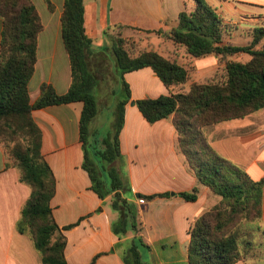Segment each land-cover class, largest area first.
Instances as JSON below:
<instances>
[{
  "label": "trees",
  "instance_id": "obj_1",
  "mask_svg": "<svg viewBox=\"0 0 264 264\" xmlns=\"http://www.w3.org/2000/svg\"><path fill=\"white\" fill-rule=\"evenodd\" d=\"M47 2L53 10L52 3ZM194 2L192 10L186 8L179 14L178 26L168 36L192 57L218 56L222 73L216 72L204 83L194 82L186 90L184 86L190 81L193 67L186 68L154 50L130 52L122 37H112L110 46L96 49L86 34L84 0H65L62 37L70 58L72 84L67 93L60 95L51 84L43 83L38 100L31 104L29 84L36 70L38 38L44 29L42 20L32 0H0V19L4 23L0 47V142L12 161L7 165L15 166L21 182L31 188L18 231L31 237L42 264H68L67 237L53 215L51 202L56 194V178L42 152L43 133L33 111L83 103L80 139L83 167L92 180V189L101 199L114 195L112 207L120 213V220L113 227L116 234L124 235L130 230L138 233L137 207L126 197L131 190L121 170L120 133L125 106L131 100L124 75L146 67L158 75L170 94L142 99L136 105L149 123L173 118L178 147L188 166L201 184L222 198L193 223L189 263L236 264L242 258L243 224L263 217L264 177L254 180L244 169L218 154L204 129L264 109V24L254 28L249 44H225L224 35L229 29L222 17L207 0ZM240 54L250 58L245 62L233 58ZM93 58L113 61L114 73L122 81L115 93L117 102L109 109L112 120L108 130L93 128L101 111V82L90 65ZM198 194V188L180 193L186 201H196ZM169 195L137 196L149 200ZM148 249L143 237L136 236L124 252L125 264H150L142 257Z\"/></svg>",
  "mask_w": 264,
  "mask_h": 264
},
{
  "label": "crops",
  "instance_id": "obj_2",
  "mask_svg": "<svg viewBox=\"0 0 264 264\" xmlns=\"http://www.w3.org/2000/svg\"><path fill=\"white\" fill-rule=\"evenodd\" d=\"M32 1L44 27L38 38L36 70L29 84L30 102L34 104L43 83L51 84L60 95L67 93L72 84V68L62 37L65 0H49L53 10L47 0ZM207 1L226 25L234 23L237 32L248 31V42L252 40L254 28L262 25L264 0ZM84 5L86 34L93 40L94 48L110 46L112 38L109 37L119 30L152 32L151 40L156 46L149 50L195 69V57L168 36L178 26L179 14L195 7L194 0H84ZM3 27L0 19V47ZM156 31L161 33H153ZM164 39L185 56L172 58L162 51ZM224 43H227L225 37ZM214 59L216 70L218 56ZM124 79L130 86L131 100L125 106L120 133L121 170L131 190L126 197L137 207L138 233L130 230L124 235L116 234L113 227L120 220V213L112 207L114 195L101 199L92 189V180L83 167L80 139L83 103L52 105L33 111L43 133L42 152L56 178L51 207L67 237L66 259L68 264H125V250L141 235L149 247L142 252V257L150 264H190L188 247L192 225L222 198L201 184L188 166L178 147L173 118L149 123L136 105L142 99L170 94L158 75L146 67L126 73ZM186 86L188 90L190 87ZM100 116L101 111L94 129L103 128L101 123L106 118L101 120ZM204 133L218 154L244 169L254 180L264 177V109L207 127ZM8 163L12 164L8 150L0 142V264H42V256L31 237L18 231L31 188L21 182L18 169ZM195 188L199 191L196 201H186L180 195ZM165 193L170 195L149 200L137 196ZM245 227H252L253 231L243 236V256L236 264H264V196L261 223H248Z\"/></svg>",
  "mask_w": 264,
  "mask_h": 264
},
{
  "label": "rangeland",
  "instance_id": "obj_3",
  "mask_svg": "<svg viewBox=\"0 0 264 264\" xmlns=\"http://www.w3.org/2000/svg\"><path fill=\"white\" fill-rule=\"evenodd\" d=\"M38 5H40L41 12L42 6L41 3L38 2ZM261 24H264V19L261 20ZM228 29H229V34H225L224 37L227 41L226 44H234V45H247L250 43L248 42V36L249 32L248 31H240L237 32V29L235 27L234 23L227 24ZM112 37H122L123 39L127 40L128 45L127 48L131 52L132 49H136L137 53H139L141 50H149L152 48H155L156 42L154 43L151 38L153 37L151 33L149 32H144V33H139L137 31H124V30H119L117 33H115L113 36H110L109 38ZM132 42L134 45H132ZM248 42V43H247ZM263 43L259 45L258 48L262 47ZM162 46V51H165L167 54L170 55V57L174 58V56H181L184 57V53H182L179 49L176 50L174 47L172 48V43L167 42L165 39L164 41L161 42ZM160 49V48H159ZM136 53V54H137ZM134 54V53H133ZM215 55H208L200 58H195L194 60V65L195 69H192L191 72V78L190 81L187 83V88L191 86L192 83L198 82V83H204L210 80L216 72H223V69L220 70L219 66L220 63L215 70L214 66V59ZM235 60L238 61H247L250 57L245 54H240L235 57H233ZM181 58V62H182ZM101 59H91L90 65L97 75L98 79L101 82V96H100V105H101V116L100 119L106 120L101 123V127H103L105 130H108L111 127V118L106 117L108 114V110L111 109L115 103L117 102V97L115 96V93L118 91L119 87L122 86V81L119 76L114 73V64L113 61L107 60V61H100ZM173 60V59H172ZM97 121H99L97 119ZM95 121L93 125L97 123ZM261 220H256L255 222H252L250 224H256L259 225L261 223ZM248 223L243 224V229L244 233L243 235H250L253 231V228H246L245 225ZM41 255V254H40Z\"/></svg>",
  "mask_w": 264,
  "mask_h": 264
}]
</instances>
